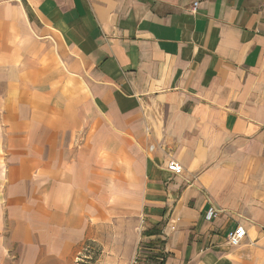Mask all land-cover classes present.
I'll list each match as a JSON object with an SVG mask.
<instances>
[{
    "label": "crops",
    "instance_id": "crops-1",
    "mask_svg": "<svg viewBox=\"0 0 264 264\" xmlns=\"http://www.w3.org/2000/svg\"><path fill=\"white\" fill-rule=\"evenodd\" d=\"M87 243L264 264V0H0V264Z\"/></svg>",
    "mask_w": 264,
    "mask_h": 264
},
{
    "label": "built area",
    "instance_id": "built-area-1",
    "mask_svg": "<svg viewBox=\"0 0 264 264\" xmlns=\"http://www.w3.org/2000/svg\"><path fill=\"white\" fill-rule=\"evenodd\" d=\"M197 4H198L197 2L193 3V5L191 7L192 12L196 11ZM167 169L174 174H180L182 171L180 165L174 160H171L168 162ZM213 215H214L213 210L208 211L207 217L210 218ZM244 237H245L244 228L241 226H237L234 229H231L230 231L227 232L226 237H225V241L229 246H237L241 243V241L244 239ZM89 248H90L89 246H86V247H84L83 250L86 251ZM79 255H81V253ZM79 261L81 262L82 260L80 257L77 256L76 262H79Z\"/></svg>",
    "mask_w": 264,
    "mask_h": 264
},
{
    "label": "rangeland",
    "instance_id": "rangeland-1",
    "mask_svg": "<svg viewBox=\"0 0 264 264\" xmlns=\"http://www.w3.org/2000/svg\"><path fill=\"white\" fill-rule=\"evenodd\" d=\"M84 140H85V138H81V139L80 138H75V137L72 138L71 149L72 150H80V147L82 146V143L84 142ZM103 237L106 238V234L103 235ZM86 245H89L90 248L87 249L86 251L85 250L84 251H81V255H78V257H80L82 261L81 262L79 261V262H76V263L83 264V263L86 262L87 264H94L95 261H96L94 259L95 258L94 256H96V254L98 252H100L102 250V248L100 249L97 244L93 245L92 243L91 244H88L87 243ZM108 246H111V245H105L106 248ZM99 249H100V251H99ZM105 252L107 254H110L111 249L108 248V250L105 251ZM84 256H88L90 258H85ZM103 262L105 263V260H103Z\"/></svg>",
    "mask_w": 264,
    "mask_h": 264
}]
</instances>
